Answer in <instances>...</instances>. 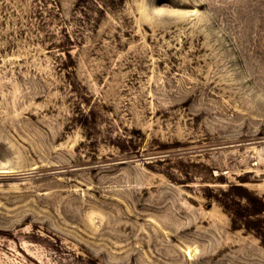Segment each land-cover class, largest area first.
<instances>
[{"label":"rangeland","instance_id":"obj_1","mask_svg":"<svg viewBox=\"0 0 264 264\" xmlns=\"http://www.w3.org/2000/svg\"><path fill=\"white\" fill-rule=\"evenodd\" d=\"M264 0H0V264H264Z\"/></svg>","mask_w":264,"mask_h":264},{"label":"trees","instance_id":"obj_2","mask_svg":"<svg viewBox=\"0 0 264 264\" xmlns=\"http://www.w3.org/2000/svg\"><path fill=\"white\" fill-rule=\"evenodd\" d=\"M248 196L245 204L233 200L224 201V208L233 215L235 223L237 220L245 221L248 230H256L264 235V197H259L247 189Z\"/></svg>","mask_w":264,"mask_h":264}]
</instances>
